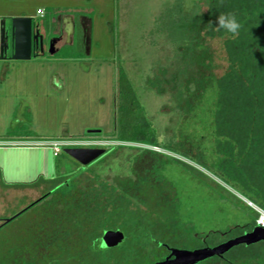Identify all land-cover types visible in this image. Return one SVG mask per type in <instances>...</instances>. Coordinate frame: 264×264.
I'll use <instances>...</instances> for the list:
<instances>
[{"label":"rangeland","instance_id":"1","mask_svg":"<svg viewBox=\"0 0 264 264\" xmlns=\"http://www.w3.org/2000/svg\"><path fill=\"white\" fill-rule=\"evenodd\" d=\"M47 1L52 6H44L46 0H0V9L14 12L20 9L24 13L40 15L37 11L40 7L44 11L41 15H44L53 7L72 12L77 18L82 15L92 20L90 39L88 42L83 40L78 30L75 43L61 48L62 53H77L74 57H63L60 52L51 54L48 46L45 54L30 59L0 58V141L37 142L32 147L15 144L17 148L9 147L3 151L5 182H34V185L0 187V215H14L36 199L44 188L50 189L66 176L72 177L90 168L65 153L64 147L55 154L51 146L54 142L81 144L94 140L107 143L104 147L122 143L105 137H86L92 129L100 130L102 136L114 131L118 78L123 69L148 120L156 127L159 140L177 143L173 153L163 148H151L181 160L173 164L167 162L160 172V179L176 194L177 215L184 230L189 232L188 236L201 238L195 240L198 246L206 239L207 244L214 245L250 229L256 214L247 204L257 207L248 202L253 198L243 183L227 177L223 169L227 158L216 149L218 137L215 138L212 128L216 88L206 86L200 96H189L179 105L176 93L161 82L165 78L162 72H167L165 68L175 69L181 65V60L189 62L192 79L189 78L187 83L190 87H196L193 77L198 75L197 72H204V78L209 73L214 77L222 74L229 65L223 39L204 31L198 39L202 45H196L191 53L178 47L184 35L183 11L187 10L189 15L191 9L197 10L198 4L205 11V0ZM13 16L10 13L0 19L7 18L10 25ZM85 22L88 26L89 20ZM69 26L70 19L67 21ZM201 61L208 65L203 68ZM172 76L166 80L168 85L174 86ZM203 80V83L209 82ZM160 86L166 88L164 93L157 92ZM179 93L182 94V90H178V96ZM128 152L119 151L93 168L112 181L118 170H130ZM13 161L19 162L20 170L15 165L8 168V162ZM36 214L32 207L0 231L2 250L13 247L14 238L20 235L19 239L33 236L31 232L35 230H29L27 223L34 227ZM4 238H13V242L8 239L6 242ZM240 247L229 250L227 255H233L241 250ZM58 261L54 259L52 264Z\"/></svg>","mask_w":264,"mask_h":264},{"label":"trees","instance_id":"2","mask_svg":"<svg viewBox=\"0 0 264 264\" xmlns=\"http://www.w3.org/2000/svg\"><path fill=\"white\" fill-rule=\"evenodd\" d=\"M205 3V11L201 10L200 4L197 10L191 9L189 15L187 10L183 11L184 35L178 47L191 53L196 45H202L198 39L204 31L223 39L229 65L222 74L214 77L209 73L204 78V72H197L198 75L193 77L196 87H190L187 83L189 62L181 60L177 68H165L167 72L162 70L165 78L161 82L176 93L179 105L189 96H200L206 86L214 85L216 101L212 128L213 135L218 137L217 152L227 158L224 172L227 177L243 183L253 198L248 202L264 210V0H205ZM49 10L52 14L53 7ZM230 13L235 14L240 25L239 35L235 38L227 30ZM221 17L223 19L218 23ZM60 54L63 57L78 55L68 51ZM201 64L203 68L208 65L203 61ZM171 74L174 86L168 85L166 80ZM203 79L209 81L207 85ZM118 81L114 131L104 136L100 132H89L91 134L86 138L105 137L122 143L107 146V153L86 165L90 168L72 177L66 176L61 185L46 195L49 198L39 203L40 207L36 208V202L26 208L23 213L32 207H35V214L38 213L34 227L27 223L30 226L27 228H34L35 232L32 230L30 238L19 239L20 235L14 238V242L13 238H4L6 242L7 239L13 242L15 248L2 250L0 247V264H52L54 259L59 260L57 264H154L164 259L167 245L189 246L178 219L175 196L170 189L160 186L162 180L159 177V171L167 162L173 164L181 160L151 148H163L173 153L177 143L159 140L156 127L148 120L145 108L138 102L123 69ZM164 86H160L157 92L164 93ZM178 90H182L179 96ZM119 151H129L127 160L131 162L130 167L136 169L135 178L111 181L102 172L94 170L93 165L107 162ZM146 168L156 170V178L149 176ZM4 185L27 187L34 182H5ZM247 206L256 214L252 229L258 224L260 212L250 203ZM3 228L5 226L0 225V231ZM107 229L121 230L124 239L113 247H101V236ZM236 247L241 250L231 256L227 255L228 250L226 259L215 255L202 262L264 264V244H239L230 250Z\"/></svg>","mask_w":264,"mask_h":264},{"label":"water","instance_id":"3","mask_svg":"<svg viewBox=\"0 0 264 264\" xmlns=\"http://www.w3.org/2000/svg\"><path fill=\"white\" fill-rule=\"evenodd\" d=\"M13 40L12 59H30L35 50L39 48L44 52V35L35 29V18L33 16L18 15L10 18V27L7 26V18L0 21V58H7V51L10 47L9 35ZM55 39L49 43V52L54 54L58 51ZM100 130H89L99 132ZM104 146H65L63 151L75 158L82 165H88L106 153ZM8 218L7 220H11ZM124 239L121 230L107 229L101 236L100 246L103 248L113 247ZM264 240V226L257 224L251 231L231 238L213 247H201L194 250L171 247L170 254L163 260L154 264H195L208 257L220 256L239 244H252ZM173 256V257H172Z\"/></svg>","mask_w":264,"mask_h":264},{"label":"crops","instance_id":"4","mask_svg":"<svg viewBox=\"0 0 264 264\" xmlns=\"http://www.w3.org/2000/svg\"><path fill=\"white\" fill-rule=\"evenodd\" d=\"M44 6L48 7V6H52V4L50 3V1L46 0ZM38 9H40V7ZM38 9H37V11H38ZM19 10L17 9L15 11L16 12L15 13L14 11L6 10V8H1L0 9V17L6 16L7 14H10V13L14 14L15 16L26 15V14L32 15L35 18V21L40 25V27L43 29V31L48 34V36L58 37L57 39H55V41H56L55 46H56V48H58V51L65 45H72L75 43L78 30H80V36L83 38V40L88 42V40L90 39V34H91L90 32H91L93 23H92L91 19H89L85 16L79 15L77 18V16L75 14H73L72 12L59 10L57 8H53L52 14L45 13L44 15H41V14H43L44 11H42V13H39L40 15H35V13H24V11H19ZM68 18L71 21V26H69V27H67V21H69ZM85 20H89L88 26H87ZM0 21H1V19H0ZM84 24L86 25V27H84ZM47 48L48 47L46 46L45 52H46ZM45 52L40 53V54H45ZM40 54L35 52L33 56H37ZM11 140L12 141H0V169L2 171V176L0 177V187L1 188L2 187L8 188L7 185H4V183H5L4 174L6 173L5 172L6 163H3V161H2L3 160V157H2L3 151H7L9 147L10 148H17L18 146L15 144H25V146H28V147H32L33 144H37V142L29 141V140L23 141L24 143L21 142V140H16V141L14 139H11ZM16 156H18V155H16ZM14 165L19 168L17 170H20L21 166L19 165V162L18 163L17 162L14 163V161L8 162V168H11V167L13 168V167H15ZM6 183H9V182H6ZM0 217H2V215H0Z\"/></svg>","mask_w":264,"mask_h":264},{"label":"flooded vegetation","instance_id":"5","mask_svg":"<svg viewBox=\"0 0 264 264\" xmlns=\"http://www.w3.org/2000/svg\"><path fill=\"white\" fill-rule=\"evenodd\" d=\"M7 26L8 27H10V25H8V21H7ZM84 27H86V25L84 24ZM35 29H38L43 35H44V52H45V47L47 46H49V43H50V41L51 40H53V39H57L58 37H56V36H48V34L47 33H45L44 31H43V29L40 27V25L35 21ZM86 31V30H85ZM9 44H10V47H9V49H8V51H7V58L6 59H8V58H11V54H12V44H13V40H12V37H11V33H10V35H9ZM35 52L36 53H38V54H40L41 52H40V50H39V48L38 49H36L35 50ZM70 146H77V145H70ZM62 147H65V146H62ZM119 171V172H118ZM116 173H115V178H113V179H115V180H123V179H129V178H135V171H136V169L135 168H132V166L130 167V170H128V171H125V172H122V170H118ZM159 171V170H158ZM146 172L148 173V175L149 176H152V175H156L157 176V173H156V170H154V169H152V168H146ZM160 172L161 171H159V177H160ZM130 176V177H129ZM156 176H155V178H156ZM59 185H61V182L59 183V184H57V185H55L54 187H52V188H50V189H45L44 188V191L36 198V199H34V200H32V201H30L29 203H27L25 206H23L18 212H16L14 215H12V216H2V217H0V225H4L5 227L7 226V225H9L10 223H12L13 222V220L14 219H16L21 213H23V211L26 209V208H28V207H30V206H32L33 204H35L36 202H38V204L39 203H41L43 200H44V198L46 199V198H49V196L48 197H46V195L47 194H49V193H51L57 186H59ZM160 186L161 187H163V188H165V189H167L168 190V188H166V186L163 184V182L161 181V184H160ZM171 190V189H170ZM172 195H174L175 196V200H176V194H175V192H173L172 193ZM177 206H178V204H177ZM177 210V209H176ZM12 217V219L11 220H7L8 218H11ZM178 219H179V221L181 222V219H180V217L178 216ZM181 228L184 230V228H183V222H181ZM253 229V228H252ZM252 229H250V230H246V231H244V232H242V233H240V234H238V235H241V234H243V233H245V232H247V231H251ZM184 232L186 233V236H185V239H187L188 241H189V246H187V247H177V246H169V245H167L166 247H167V249H168V252H167V254L165 255V257H164V259L170 254V252H171V250H170V248L171 247H176V248H182V249H189V250H194V249H197V248H201V247H213V246H216V245H218V244H220V243H223V242H225V241H218L217 243H215L214 245H209V244H205L204 243V245H202V246H198L197 244H196V242L198 241V239H197V237L195 238V237H193V238H191L190 236H188V234H189V232L187 231V230H184ZM237 235V236H238ZM195 240H197L196 242H195ZM193 242V243H192ZM258 243H260V244H264V240H261V241H258V242H256V243H253V244H258ZM245 245H247V244H245ZM225 254L226 253H224L223 255H220L219 256V258L220 259H226V257H225ZM173 257V256H172ZM163 260V259H162Z\"/></svg>","mask_w":264,"mask_h":264},{"label":"built area","instance_id":"6","mask_svg":"<svg viewBox=\"0 0 264 264\" xmlns=\"http://www.w3.org/2000/svg\"><path fill=\"white\" fill-rule=\"evenodd\" d=\"M43 10L41 9H38V12L39 13H42ZM107 143H104V142H98V141H92V142H82L81 144H65L61 141H56L54 142L53 146L54 147V152L55 154L56 153H59L60 151V147L62 148V146H70V145H77V146H103V145H106ZM257 210H259L260 214H259V217H258V220H257V223L259 225H262L264 226V210L260 209L257 207Z\"/></svg>","mask_w":264,"mask_h":264},{"label":"clouds","instance_id":"7","mask_svg":"<svg viewBox=\"0 0 264 264\" xmlns=\"http://www.w3.org/2000/svg\"><path fill=\"white\" fill-rule=\"evenodd\" d=\"M229 17L231 19H230V21H229V23L227 25V30L229 32H231L232 37L235 38L236 36L239 35V27H240V25L236 22L234 13H230ZM221 19H223V17L218 18V23H219V20H221Z\"/></svg>","mask_w":264,"mask_h":264}]
</instances>
